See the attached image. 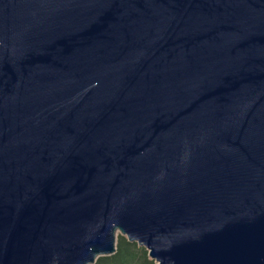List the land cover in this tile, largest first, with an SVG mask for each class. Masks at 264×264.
I'll use <instances>...</instances> for the list:
<instances>
[{"label": "water", "instance_id": "water-1", "mask_svg": "<svg viewBox=\"0 0 264 264\" xmlns=\"http://www.w3.org/2000/svg\"><path fill=\"white\" fill-rule=\"evenodd\" d=\"M264 264V0H0V264Z\"/></svg>", "mask_w": 264, "mask_h": 264}, {"label": "trees", "instance_id": "trees-1", "mask_svg": "<svg viewBox=\"0 0 264 264\" xmlns=\"http://www.w3.org/2000/svg\"><path fill=\"white\" fill-rule=\"evenodd\" d=\"M95 264H158L146 248L131 243L126 237L118 235L117 251L114 255L100 257Z\"/></svg>", "mask_w": 264, "mask_h": 264}]
</instances>
